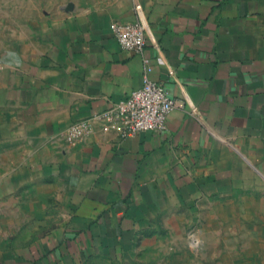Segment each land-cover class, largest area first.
Returning <instances> with one entry per match:
<instances>
[{
    "label": "crops",
    "instance_id": "crops-1",
    "mask_svg": "<svg viewBox=\"0 0 264 264\" xmlns=\"http://www.w3.org/2000/svg\"><path fill=\"white\" fill-rule=\"evenodd\" d=\"M24 1L0 10V264H264V0H66L39 29ZM136 8L141 55L109 29ZM143 60L175 107L123 138L91 118Z\"/></svg>",
    "mask_w": 264,
    "mask_h": 264
},
{
    "label": "built area",
    "instance_id": "built-area-1",
    "mask_svg": "<svg viewBox=\"0 0 264 264\" xmlns=\"http://www.w3.org/2000/svg\"><path fill=\"white\" fill-rule=\"evenodd\" d=\"M135 13L134 22H113L109 29L122 51L141 55L146 43L147 22L139 8L135 9ZM143 63L141 88L116 103L112 110L93 116L92 122L115 123L123 138L147 131H164L166 117L175 107V102L161 84L150 80L148 62L143 60ZM88 130V121L73 124L61 138L73 144L82 139ZM104 130L107 129L104 127ZM191 245L195 249V239L191 240Z\"/></svg>",
    "mask_w": 264,
    "mask_h": 264
},
{
    "label": "rangeland",
    "instance_id": "rangeland-1",
    "mask_svg": "<svg viewBox=\"0 0 264 264\" xmlns=\"http://www.w3.org/2000/svg\"><path fill=\"white\" fill-rule=\"evenodd\" d=\"M30 1H32L36 5L37 10H36L35 14L31 13L30 16L28 14H26V15L21 14L20 19L22 21V27L26 28V29L28 26L33 27L34 25H36L37 28L39 29L40 26L44 25L43 21L41 20V16H42L43 11L46 8V6L50 3H52V6H53V4L58 5L59 3H62L63 1H66V0H30ZM24 2L25 3L21 4V9L28 7V0H25ZM2 9L4 10V14H5V27L11 26V24H12L11 21L13 20V10H14V8L12 6V0L5 2L3 7H0V10H2ZM56 9H57L56 6L55 7L53 6L52 12L55 13ZM9 42L12 43L11 39H5V45H7ZM184 238H185L184 244H186L187 248H189L191 250H197L198 249L199 241H198L197 236L195 237L194 231L186 230V232L184 234ZM192 239L196 240L195 249H193V247L191 245Z\"/></svg>",
    "mask_w": 264,
    "mask_h": 264
}]
</instances>
